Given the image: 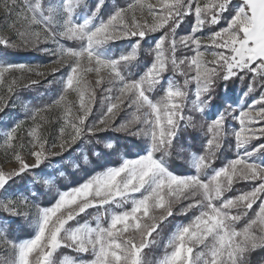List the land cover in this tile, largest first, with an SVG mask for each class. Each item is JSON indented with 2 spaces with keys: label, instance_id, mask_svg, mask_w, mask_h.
<instances>
[{
  "label": "snow or ice",
  "instance_id": "6c2138e0",
  "mask_svg": "<svg viewBox=\"0 0 264 264\" xmlns=\"http://www.w3.org/2000/svg\"><path fill=\"white\" fill-rule=\"evenodd\" d=\"M0 13V113L20 88L51 93L0 130L13 165L0 164V213L34 228L0 227V264H146L177 216L156 264H250L264 249V0H0ZM20 49L50 59H6ZM189 128L200 149L178 172ZM112 133L138 141L134 157L113 161ZM53 157L71 172H48Z\"/></svg>",
  "mask_w": 264,
  "mask_h": 264
},
{
  "label": "rangeland",
  "instance_id": "374dc122",
  "mask_svg": "<svg viewBox=\"0 0 264 264\" xmlns=\"http://www.w3.org/2000/svg\"><path fill=\"white\" fill-rule=\"evenodd\" d=\"M121 3L124 2V0H120ZM3 19V14L0 13V20ZM9 55L6 57V59L10 62H25V63H31V64H46L49 61V57L44 55L41 52L33 51L31 49H20V50H9ZM48 88V85L46 83L42 82L41 86L33 87L31 89H24L20 88L18 89L17 95L13 98L15 101L14 107H9L5 109V112L0 113V130L10 126L17 118L23 116V109L22 104L29 103L31 106H40L47 102H49V99L51 97V93L46 94V89ZM223 89V87H222ZM242 92H234L231 93L229 98L231 100H237L238 97L242 96ZM54 117V113L52 114ZM199 135H201L198 131H196ZM118 136H121L119 140V145L117 152L113 155L112 159L113 161H118L120 159L121 155H124L122 153V148H126L128 152H132L135 145L138 144V141L134 137H128L125 138L123 134L117 133ZM124 137V138H123ZM200 148V141L198 142ZM181 149H184V151H181ZM196 149V146L190 148V145L188 143H185L183 140V137H179L178 140L175 142V152H180L182 155V158L185 159V162L182 164H185L187 167L188 165V158L190 154V150L194 151ZM130 156V154L125 155ZM67 159V156L66 158ZM0 164H2L6 169L11 168L13 165L10 163H6L2 156H0ZM47 164V171L53 174H57L61 170H67L68 172H71V166L67 164L66 162L63 164L58 157L51 158L50 161L46 162ZM82 175V174H80ZM79 178V175L78 177ZM71 181V177H69V180H63V178H59L58 183H69ZM25 186L32 188V185L30 184L29 180H21L17 179L15 187H19L23 189ZM243 187H247V185H243ZM43 206V199L41 201ZM255 207V206H254ZM92 211V210H90ZM93 214H95L93 212ZM15 223H9L6 214L0 213V227H5L9 233L10 236L17 238V239H26L29 238L34 233V228L31 224L25 222L23 218H15ZM179 222V221H178ZM176 224V223H175ZM175 224H168L166 226V233L162 234L160 237V243L158 245H154L152 247L146 248L144 250L145 253V261L146 264H156L157 259L163 254L158 253L157 251H153L156 247H162L164 243H166L168 236L171 234L174 225ZM163 242V243H162ZM162 243V244H161ZM76 255L80 259H90L91 257L87 254H81L78 256L77 253L72 252L71 250L65 249L62 253L61 258H63V255L68 254ZM3 252L0 250V255H2ZM264 262V254H262V257H260L257 261L252 262L253 264H262Z\"/></svg>",
  "mask_w": 264,
  "mask_h": 264
},
{
  "label": "trees",
  "instance_id": "16d2710c",
  "mask_svg": "<svg viewBox=\"0 0 264 264\" xmlns=\"http://www.w3.org/2000/svg\"><path fill=\"white\" fill-rule=\"evenodd\" d=\"M145 46H147V45H145ZM222 87L223 86L221 85L220 87H217V89H216V101L215 102H217V103L220 102L221 97L224 95V91H223ZM228 89H229L228 94H227L228 97L231 96L230 95L231 93H234V92H237V91L239 93V92H242V91L246 90L245 86L243 84H241V82L239 80H235L234 82H229ZM191 134H193V130L189 128L181 137H183V140L185 141V143H188V145H195L196 146V149L194 151H197L198 150V146H199V143L198 142L200 140L197 139V140L193 141ZM194 134L197 137H200L201 136L197 132H195ZM112 135L114 137H117L119 140L121 138V136H118L117 133H112ZM138 150L139 149L135 145V147L133 148V151L132 152H128V150L126 148H122V153L124 155L130 154L129 157H134L135 154H136V152ZM190 152H191V150H190ZM226 155L231 158V156L233 155V152L230 150L229 152L226 153ZM169 159H170L171 166L175 170H177L178 172H188V171H191V169L189 167H187L185 164H182V163L185 162V159L182 158V155L180 154V152L179 153L178 152H175V148L173 149L172 155H171V157ZM237 187L238 188L239 187H243V185H238ZM86 219H89V218L86 217ZM185 219H186L185 217L177 216L175 218V220H173L172 224H175L178 221H183ZM166 231L167 230H166V227H165L163 229L161 235L164 234V233H166ZM153 251H157L158 253H162L164 251V249H163V246L162 247H156ZM262 254H264V249H257L256 251L252 252L250 254V257H249L250 264H253L252 262L257 261L260 257H262ZM68 255L69 256H72L74 258H78L76 255H73V254L71 255L70 253Z\"/></svg>",
  "mask_w": 264,
  "mask_h": 264
}]
</instances>
